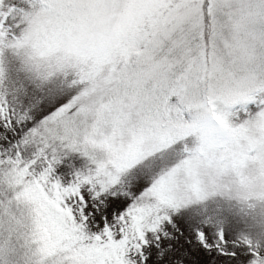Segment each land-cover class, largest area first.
<instances>
[{"label":"snow or ice","instance_id":"snow-or-ice-1","mask_svg":"<svg viewBox=\"0 0 264 264\" xmlns=\"http://www.w3.org/2000/svg\"><path fill=\"white\" fill-rule=\"evenodd\" d=\"M0 264H264V0H0Z\"/></svg>","mask_w":264,"mask_h":264}]
</instances>
